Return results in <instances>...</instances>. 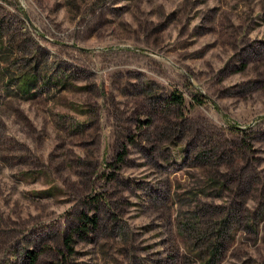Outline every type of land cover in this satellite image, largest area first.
Wrapping results in <instances>:
<instances>
[{"label":"rangeland","instance_id":"rangeland-1","mask_svg":"<svg viewBox=\"0 0 264 264\" xmlns=\"http://www.w3.org/2000/svg\"><path fill=\"white\" fill-rule=\"evenodd\" d=\"M32 258L264 264V0H0V264Z\"/></svg>","mask_w":264,"mask_h":264},{"label":"trees","instance_id":"trees-1","mask_svg":"<svg viewBox=\"0 0 264 264\" xmlns=\"http://www.w3.org/2000/svg\"><path fill=\"white\" fill-rule=\"evenodd\" d=\"M171 99H172V102L175 104H180V102H181L180 98L177 96H174V95L171 96ZM66 240H67V238L64 239V242H66ZM33 261H34V258H32V260H30L31 264L33 263Z\"/></svg>","mask_w":264,"mask_h":264}]
</instances>
